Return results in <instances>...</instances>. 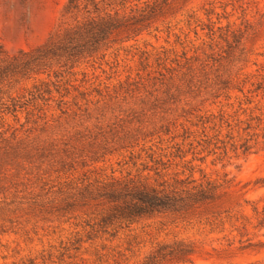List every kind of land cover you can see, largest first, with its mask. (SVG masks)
I'll return each instance as SVG.
<instances>
[{
  "label": "rangeland",
  "instance_id": "1",
  "mask_svg": "<svg viewBox=\"0 0 264 264\" xmlns=\"http://www.w3.org/2000/svg\"><path fill=\"white\" fill-rule=\"evenodd\" d=\"M217 1L191 0L189 8L199 11L215 7V13L227 17L221 20L223 28L233 22L236 27L242 23V32L247 27L243 41L249 53L248 63L234 83L237 89H243L242 93L232 90L229 97L196 100L185 107L182 103L169 106L166 113L154 116L146 113L140 117L143 124L136 134L138 140L130 144L138 143V147L115 152L106 148L95 153L69 135V125L83 123L88 117L94 121L102 114L109 118L125 111L127 115L130 107L138 111V99L160 89L159 80H153L159 78L153 73L155 59L163 58L164 52L169 59L173 53L183 52L187 59L199 57L201 50L197 54L194 51L202 48V41L207 44L204 34L194 37L191 32L184 39L186 31L179 34L180 26L170 35L162 26L158 31L153 27L130 36L128 41L118 37L109 45L104 59L94 64L81 63L67 69L62 77L51 79L58 80L56 86H49L51 94L45 105L39 102L40 112L28 108L33 114L29 121L45 115L46 120L60 122L67 132L60 133L65 137L58 136L59 153L54 159H45L28 171L16 170L15 165L0 167V264H142L157 246L179 241L193 244L192 264H264V246L240 250L238 236L228 246L237 234L229 235L232 228L228 224L221 231V227L198 219L154 215L116 233H96L89 226L91 218L102 209L101 203L81 205L77 199L69 198V189L85 183L87 178L105 179L112 172L116 177L127 173L146 175L143 167L152 168L153 155V160L164 165L159 168L165 167L163 172L170 176L230 180L225 205L239 210L247 219L243 223H251L242 231V241L264 243V225L252 227L257 223L256 212L264 208V0H248L251 8L245 15L240 10L231 12L230 8L223 14L213 4ZM67 3L68 0H0V47L4 53L15 56L33 52L58 29L68 28L69 13L64 12ZM172 34L180 35V39ZM168 66L176 68L174 64ZM38 78L44 79L45 75ZM18 118L19 122L8 119L10 128L0 123L1 139L37 134L39 127L23 125L24 111ZM131 118L130 115L128 120ZM131 125L136 128L137 124Z\"/></svg>",
  "mask_w": 264,
  "mask_h": 264
},
{
  "label": "trees",
  "instance_id": "2",
  "mask_svg": "<svg viewBox=\"0 0 264 264\" xmlns=\"http://www.w3.org/2000/svg\"><path fill=\"white\" fill-rule=\"evenodd\" d=\"M190 2L191 0H68L64 12L69 13V27L58 29L43 47L15 56L6 55L0 47V123L10 128L8 119L12 117L19 122L18 115L24 111L26 118L23 125L31 123L39 127L37 134L31 138H0V167L15 165L16 170L28 171L35 168L37 163L42 164L43 160L56 157L59 153L58 136L65 137V134L60 133L67 131L60 122L46 120L45 115L30 122L29 116L32 117L33 114L27 111L28 108L40 112L42 109L38 106L39 102L45 105L47 96L51 94L49 86L55 87L54 83L58 82H51L52 78L56 80L62 77L67 69H73L81 63L94 64L95 61L104 59L109 45L117 41L118 37L128 41L130 36L135 37L153 27L158 31L162 26H165L170 35L172 30L180 26L179 34L186 31L184 39L191 32L194 37L202 33L208 42L206 44L202 41V48L194 51L197 54L201 50L199 57L187 59L186 52L181 55L173 53L172 59L165 52L163 58L157 57L153 73L159 78L153 80H159L160 89L138 99V111L134 112L130 107L127 115L125 111L109 118L102 114L100 118H94V121H90L88 117L83 123L78 121L76 125H69V135L91 151L95 150V153L99 150L107 151L106 148L115 152L138 147V143L134 146L130 144L138 140L136 134L142 130L140 125L143 124L140 117H144L146 113L154 116L157 112L166 113L169 106L182 103L185 107L196 100L207 102L209 99H219L222 95L229 97L232 90L242 93L243 89H237L234 83L248 63L249 53L243 41L247 27L242 32V23L236 27L233 22L223 28L221 20H226L227 17H220L215 13V7L193 11L189 8ZM213 4L218 5L223 14L230 8L231 12L240 10L245 15L251 8L248 0H219ZM254 5L258 10V4ZM213 16L216 17L215 21L212 20ZM172 35L176 40L180 39V35ZM180 59L184 63L181 64ZM173 64L176 68L168 66ZM39 75H45V78L39 79ZM260 88L259 86L258 89ZM130 115L133 118L128 120ZM131 124H137L136 128L129 127ZM150 158L153 166L151 169L143 167V172H148L146 175L127 173L116 177L112 172L109 178L93 181L87 178L85 183L69 189V198L77 199L81 205L90 201L101 203L102 209L91 218L92 225L88 224L93 232L116 233L118 229L128 228L145 217L171 215L181 219L205 221L216 228L221 227V231L226 224L230 225L232 229L229 235L233 232L237 234L232 237L228 246L234 244L237 236L240 237L237 241L240 250L264 246L262 242L252 244L248 239L242 241V231L251 223H243L247 219L239 214V210L234 211V208L225 205L224 198L231 187L230 180L218 182L205 176L199 180L192 176H170L163 172L165 167L159 168L164 166L160 160H153V155ZM252 211L256 212L255 208ZM256 214L257 223L252 227H263L264 208ZM194 253L192 243L179 241L163 244L145 257L142 264H192L190 258Z\"/></svg>",
  "mask_w": 264,
  "mask_h": 264
}]
</instances>
